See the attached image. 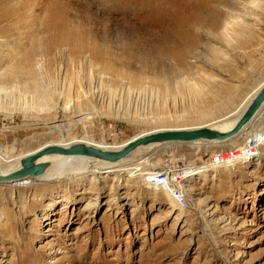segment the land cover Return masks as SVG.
Segmentation results:
<instances>
[{
  "label": "rangeland",
  "instance_id": "1",
  "mask_svg": "<svg viewBox=\"0 0 264 264\" xmlns=\"http://www.w3.org/2000/svg\"><path fill=\"white\" fill-rule=\"evenodd\" d=\"M262 82L264 0H0V169L53 142L216 126ZM260 124L229 143L143 152L152 167L134 156L0 185V264H264ZM252 137L248 157L207 164ZM170 162L189 170L187 209L142 179Z\"/></svg>",
  "mask_w": 264,
  "mask_h": 264
},
{
  "label": "water",
  "instance_id": "2",
  "mask_svg": "<svg viewBox=\"0 0 264 264\" xmlns=\"http://www.w3.org/2000/svg\"><path fill=\"white\" fill-rule=\"evenodd\" d=\"M264 105V84L247 105L241 116L228 129L212 125H202L189 128H167L155 132H148L128 140L122 147L101 148L88 145L84 142L69 146L47 145L42 146L29 154L22 156L20 167L10 173L0 174V185L27 182L32 178H39L49 169L50 163L45 157L58 154L63 156H85L99 159L108 163H118L142 146L160 142L189 143V142H218L227 143L234 140L258 116Z\"/></svg>",
  "mask_w": 264,
  "mask_h": 264
},
{
  "label": "bare ground",
  "instance_id": "3",
  "mask_svg": "<svg viewBox=\"0 0 264 264\" xmlns=\"http://www.w3.org/2000/svg\"><path fill=\"white\" fill-rule=\"evenodd\" d=\"M102 52H101V50L100 51L99 50H92V56L95 59H99L102 55ZM263 84H264V82H262L258 85L257 89L254 91V93H252L250 100L247 102L246 105L243 106V108L240 111H238L232 118L225 119L224 121L217 123L216 126L219 128H222V129L230 128L234 124V122L241 116L243 111L246 109L247 105L251 102V100L257 94V92L260 90V88ZM257 115L258 116L250 123L251 125H249V127L247 126L235 139H237L238 137L245 135V134L251 136L254 132L258 131V125L256 126L255 122H257L258 120H260L261 124L264 122V105L261 107V109ZM155 131H158V130H153V131H149V132H155ZM146 133H148V132H146ZM135 136H138V135H135ZM135 136L131 137L130 139L134 138ZM130 139H128V140H130ZM128 140H126L122 143H119V144L112 145V146L105 145L102 143H97V142L92 141V140L75 141L73 143H67L65 141L64 142H53V143H50L47 145L58 144V145H63V146H69V145H72L74 143L84 142L88 145H94L97 147L107 149V148L122 147L123 144H125ZM234 140H231L229 142H233ZM229 142H227V143H229ZM174 143L175 142H173V143L160 142V143L151 144L148 146H142V147L138 148L136 151H134L132 154H130L127 158L123 159L122 161H120L118 163H108V162H105V161H102L99 159H95V158H91V157H85V156H63V155H58V154L50 155V156H47L44 158V160H46L50 163L49 169L46 172L47 174L45 173V175H43L39 178L41 181L51 182L54 180L59 181L63 176H65L66 174H69V173H72L75 175H84L88 172H91L93 174L112 172V171H114V169H116L119 166L123 167V166H126L127 164H129V161L134 156H139L136 159V160H139L137 164H141V161H143L144 163H146L147 165L152 167L153 164L152 165L150 164L151 158H150V160H147L146 156L147 155L150 156V154H153L155 152L162 150L166 145H169V144L171 145ZM189 143H190V146H192V147L199 146V145L203 144V142H189ZM213 143L214 144H222V143H218V142H216V143L213 142ZM186 144H188V143H186ZM204 144H211V143H209V142L205 143L204 142ZM47 145H45V146H47ZM143 152H148V154L143 156ZM2 155L4 158L1 159L2 161H0V165L3 161L9 160V157L6 158L5 157L6 155H4V154H2ZM22 156L23 155L17 157L14 160V162L10 165L9 168H7L5 170L0 169V174H7V173H10V172L18 169L20 167V160H21ZM29 182H31V181H29ZM29 182H24V181L20 182L19 181V182L10 184V185H12V186L22 185V186H24V185H28Z\"/></svg>",
  "mask_w": 264,
  "mask_h": 264
},
{
  "label": "built area",
  "instance_id": "4",
  "mask_svg": "<svg viewBox=\"0 0 264 264\" xmlns=\"http://www.w3.org/2000/svg\"><path fill=\"white\" fill-rule=\"evenodd\" d=\"M264 133V132H263ZM254 140V141H253ZM247 141V147L245 150L231 149L225 152L219 151L212 154L207 164L211 167H217L219 169L230 166L233 162L242 160L248 157L249 153L255 152L256 148V137H252ZM245 146V145H244ZM243 149V148H242ZM187 171L179 170L173 162L166 163L159 172H149L142 174V179L149 185L150 188L157 191H167L171 201L179 209H187L189 207V200L185 190L181 187L183 180L189 176Z\"/></svg>",
  "mask_w": 264,
  "mask_h": 264
}]
</instances>
